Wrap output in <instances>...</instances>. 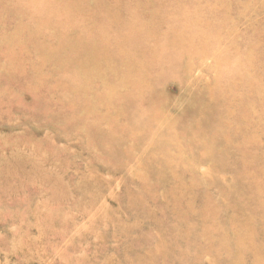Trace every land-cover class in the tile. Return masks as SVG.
Listing matches in <instances>:
<instances>
[{"label": "rangeland", "instance_id": "374dc122", "mask_svg": "<svg viewBox=\"0 0 264 264\" xmlns=\"http://www.w3.org/2000/svg\"><path fill=\"white\" fill-rule=\"evenodd\" d=\"M0 264H264V0H0Z\"/></svg>", "mask_w": 264, "mask_h": 264}]
</instances>
